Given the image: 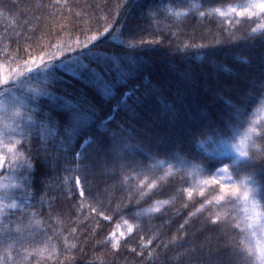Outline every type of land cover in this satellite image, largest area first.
Returning <instances> with one entry per match:
<instances>
[{
  "label": "trees",
  "instance_id": "16d2710c",
  "mask_svg": "<svg viewBox=\"0 0 264 264\" xmlns=\"http://www.w3.org/2000/svg\"><path fill=\"white\" fill-rule=\"evenodd\" d=\"M124 2L0 0V66L16 68L32 57L39 63L41 54L47 53L45 59H48L56 52L52 45H63L58 53L63 56L69 45L76 48L77 38L84 42V34L74 29L90 28L87 33L90 36L97 29L103 32L108 27L109 32L104 36L111 49L128 51L125 65L121 66L120 71L105 75L97 69L96 73H92L71 59L65 60L58 68L63 80L74 84L76 89L87 90L90 97H95L97 115L91 117L90 113L84 112L78 93H73L71 89L64 94L56 91L55 87L45 86V90L54 93V96H42L40 101L55 104L56 97H59L62 112L79 113L82 122L89 118L97 122L107 120L110 132L116 130L115 123L122 122L125 106L137 101L147 100L150 106L160 111L167 110L173 103L183 102L185 110L194 116L206 112L215 104L227 103V90L222 96H215L193 87L186 98L184 85L174 79L186 68L191 67L193 72L203 71L207 76L227 83L239 81L244 84L246 77H259V61L264 54V46L256 43L259 35L255 40L245 39L251 28L258 25L237 23L240 18L233 13H228L224 18L218 14L208 15L209 9L221 7V0H216V3L188 0L190 5L204 6L198 10L194 7L191 11L187 7L179 8L177 10L186 13V17L182 16L179 20L161 18L158 27L153 25L157 35L144 34V40L162 41L164 49L183 48L185 44L204 45L202 49L190 48L187 63L163 51L154 53L149 50L157 48V45H145L138 51L128 48L130 43H138L140 37L134 42L129 41L120 34L121 25L113 20V17L121 19L117 5ZM245 2L222 0L221 10L227 12L229 6ZM201 11L206 13L204 17L200 16ZM109 22L115 27H109ZM253 43L256 44L254 48L244 47ZM234 45L240 47L235 53L225 55V51ZM216 49L225 51L215 57L206 54ZM101 62L117 63L111 56L102 57ZM82 64L96 68V64H89L88 60H83ZM165 76L170 78L167 82L163 80ZM40 79H43V75ZM160 83L163 84L161 92L146 96ZM28 84L38 86L35 81L26 82L25 87ZM261 96L264 93L253 94L254 102L248 108V115L240 117L241 121H264ZM37 127L40 137L50 141L51 159L54 160V145L67 137H56L55 125H49L46 120ZM233 129L238 136H243L245 129L239 127V122H234ZM128 132L130 129H125L123 134ZM119 135L117 133V138ZM72 141L75 142L74 137ZM80 143L83 144L82 139ZM85 150L87 145L81 149ZM209 151L212 149L209 148ZM123 156L124 153L117 149L114 166L110 165L108 169L109 178L100 184L99 190L93 189L92 195L81 197L79 190L73 191L76 173L65 171L55 163L45 166L48 175L40 190L25 185L13 189V199L6 203H15L18 208L7 219L0 218V258L10 256L8 264H188L189 251L200 247L205 252L210 249L223 250L225 243L229 244L228 250L231 251L233 242L239 243L235 234L224 228L219 229L218 236L205 228L206 219L217 212L221 218L227 214L232 219L233 209L230 205L222 208L216 206L214 198L218 188L214 192L208 190L209 186L204 181L209 177L201 170L198 161L184 152H178L174 159L164 155L144 159L137 155L136 158L143 160L145 167L133 171L122 168L126 162ZM234 156L230 150L218 158L231 162ZM234 179L243 180L245 174L241 172L240 177ZM10 182H14L12 178H5L6 185ZM149 184H155V187L150 190ZM185 189L193 192L191 198ZM201 190L205 196L200 195ZM142 193L145 195L142 196ZM205 200L211 203L206 204ZM152 207H159V211L152 212ZM105 216L108 219H104ZM235 216L239 219L242 213H235ZM5 226L10 230L7 239L3 236ZM113 242L116 248L112 247Z\"/></svg>",
  "mask_w": 264,
  "mask_h": 264
},
{
  "label": "snow or ice",
  "instance_id": "6c2138e0",
  "mask_svg": "<svg viewBox=\"0 0 264 264\" xmlns=\"http://www.w3.org/2000/svg\"><path fill=\"white\" fill-rule=\"evenodd\" d=\"M204 3H216V0H204ZM203 6L190 5L188 0H139L137 3L125 0L117 5L121 19L113 17V20L121 25L120 34L129 41L134 42L140 37L138 43L128 45L132 51L141 50L145 45H157V48L149 50L154 53L163 51L176 57L178 61L187 63L191 55L190 48L202 49L205 46L185 44L183 48L177 46L175 49H164L162 41L144 40L143 36L146 33L157 35L153 25L158 27L161 18L179 20L182 16L186 17V13L177 9L187 7L191 11L194 7L198 10ZM222 7L221 0V7L209 9L207 14H218L224 18L228 13H233L240 18L237 23H257L258 26L251 28L245 39L255 40L259 35L256 43L264 46V0H246L238 6H229L227 12L221 10ZM205 15L204 11L200 12L201 17ZM109 27L115 25L109 22ZM74 30L84 34V42L81 43L77 38L76 48L69 45L63 56L58 53L64 46L52 45L56 52L48 59H45L47 53L41 54L39 63L32 57L16 68L0 66V175L14 181L5 185L0 192V218L7 219L18 208L15 203H6L13 199V189L25 185L40 190L48 175L45 166L49 163L76 173L73 191L79 190L80 196L85 197L92 195L93 189L99 190L100 184L109 178L108 169L110 165L114 166V153L117 149L124 153L123 159L126 162L122 168H131L133 171L145 167L143 160L136 158L137 155L144 159H153L160 155L174 159L178 152H184L198 161L201 170L207 173L209 178L204 183L209 186L208 190L214 192L218 188V194L214 198L216 206L222 208L230 205L233 209L232 219L227 214L221 218L217 212L206 219L205 228L211 229L217 236L219 229L224 228L229 233H234L239 241L238 244L233 242L231 251L228 250L227 243L223 250L210 249L205 252L200 247L189 251L188 264H264V121L257 123L240 120L241 116L248 115V108L254 102L253 94L264 93V54L260 56L259 77H246L244 84L239 81L223 82L219 78L207 76L203 71L193 72L191 67L174 78L184 85L186 98L190 96L193 87L206 93L211 92L215 96H222L227 90V103L215 104L206 112L194 116L185 110L183 102L173 103L167 110L160 111L150 106L147 100L137 101L125 106L122 122L114 121L116 130L110 132L107 120L97 122L89 118L82 122L79 113L62 112L59 97H56L55 104H43L40 101L42 96H54V93L45 90V86L55 87L56 91L64 94H68L71 89L73 93H78L80 103L84 105L83 111L95 117V97H90L87 90L76 89L74 84L63 80L58 74L60 64L71 59L85 71L96 73L99 69L105 75L114 74L125 65L128 51L111 49L107 37L104 36V33L109 32L108 27L103 32L97 29L90 36L87 35L90 28ZM255 46V43L244 45L249 49ZM239 47L234 45L227 51L216 49L206 54L215 57L219 52L225 51V55H228L229 52L235 53ZM104 56L114 57L117 63L113 65L101 62ZM83 60H88L89 64L95 63L96 68L83 65ZM41 75L43 79H40ZM169 79L168 76L163 77L165 82ZM28 81H35L38 86L32 87L28 84L25 87ZM162 90L163 84L160 83L159 87L146 93V96ZM177 92L179 94L180 89ZM261 103L264 105V96H261ZM100 110H103L102 106ZM45 120L49 125H55L56 137H67L54 145V160L51 159L50 141L41 138L38 133L37 126L43 125ZM234 122H239V127L245 129L243 136L236 134L233 129ZM125 129H130L126 135L123 134ZM230 132L233 134L230 135ZM117 133H120L119 138ZM81 139L83 144L80 143ZM85 145L87 150L81 151ZM230 150L235 153L231 162L218 158L221 154H228ZM241 172L245 174V179H234L239 178ZM154 187L155 184L148 185L150 190ZM185 191L189 198L193 196L191 190ZM143 195L145 194L142 193ZM200 195L205 196V192L201 190ZM205 203L211 201L205 200ZM151 211L157 212L159 207H152ZM235 213H242V216L236 219ZM104 219L108 217L105 216ZM233 219L236 220L235 223L232 222ZM183 227L184 225L181 226ZM129 231H132L131 228ZM3 236L5 239L10 236L7 226ZM112 247H117L115 242ZM10 260V256L0 258V264H8Z\"/></svg>",
  "mask_w": 264,
  "mask_h": 264
},
{
  "label": "rangeland",
  "instance_id": "374dc122",
  "mask_svg": "<svg viewBox=\"0 0 264 264\" xmlns=\"http://www.w3.org/2000/svg\"><path fill=\"white\" fill-rule=\"evenodd\" d=\"M232 154L235 155V153L231 152ZM5 177L0 175V192H2L4 190L5 187Z\"/></svg>",
  "mask_w": 264,
  "mask_h": 264
}]
</instances>
